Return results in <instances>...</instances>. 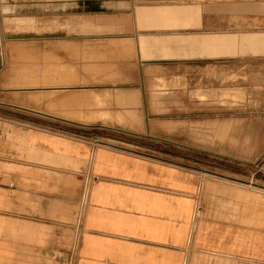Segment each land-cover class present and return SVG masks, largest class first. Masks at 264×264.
<instances>
[{"label": "crops", "instance_id": "0c3cea01", "mask_svg": "<svg viewBox=\"0 0 264 264\" xmlns=\"http://www.w3.org/2000/svg\"><path fill=\"white\" fill-rule=\"evenodd\" d=\"M2 40L31 86L20 104L0 85V264H264V196L206 181L192 201L176 176L195 171L76 128L163 108L161 81L179 94L226 60L264 68V0H0ZM72 91L101 94L106 123Z\"/></svg>", "mask_w": 264, "mask_h": 264}, {"label": "rangeland", "instance_id": "374dc122", "mask_svg": "<svg viewBox=\"0 0 264 264\" xmlns=\"http://www.w3.org/2000/svg\"><path fill=\"white\" fill-rule=\"evenodd\" d=\"M6 37L23 38L24 35ZM3 44L4 40L0 46V73L3 75L0 85L17 89L19 92L14 97L18 103L24 104L26 93L20 91H25L31 85L18 84L22 79L17 77L22 76L20 69L25 66V45L7 47L8 44ZM36 63L39 64L33 61V64ZM31 64L29 61V66ZM206 77L203 78V83L200 79H192V87L183 79L182 86H174L181 89L179 94L171 93V86L163 87L164 90L167 89V93L160 95L163 108L140 110L141 114L133 110L121 119L118 115H111L113 120L110 118L109 122L119 125L76 128L93 134L96 144L148 155L195 171L196 174L177 173L176 176L177 186L186 185L189 189L179 190L178 194L189 196L192 201H196V192L200 188L199 201H205L206 189L203 186L206 181L225 183L219 185V188L227 194L239 193L241 190L237 188L240 187L250 192L245 193L246 197H263L264 68L254 69L248 63L234 64L232 60H226L223 72L210 70ZM92 105L98 110L93 114V120L106 123L104 117L110 113L101 110L104 105L102 101L92 102ZM75 106L64 104L67 118L82 121V113L89 114L93 111L82 107L76 109ZM229 120L235 121L237 125L241 123L240 127L228 132L225 138L219 136L213 124ZM92 170L93 172L86 174L89 195L95 173L94 168ZM237 207L241 210L242 204L238 203Z\"/></svg>", "mask_w": 264, "mask_h": 264}, {"label": "bare ground", "instance_id": "6f19581e", "mask_svg": "<svg viewBox=\"0 0 264 264\" xmlns=\"http://www.w3.org/2000/svg\"><path fill=\"white\" fill-rule=\"evenodd\" d=\"M123 42V41H122ZM113 43V42H112ZM116 43V42H115ZM110 44V43H109ZM114 44V43H113ZM113 44L111 45V46H113ZM119 44V43H118ZM117 44V45H118ZM128 44V43H127ZM110 45H108V46H110ZM124 46V45H123ZM129 46L130 45H128V48H129ZM115 47H117V46H115ZM114 47V49L113 50H117V48H115ZM120 47V46H119ZM118 47V48H119ZM133 47V46H132ZM109 48V47H108ZM107 48V49H108ZM113 48V47H112ZM122 49V48H121ZM109 50V49H108ZM112 50V51H113ZM116 50H115V53H116ZM127 50V49H126ZM135 51V50H134ZM109 52L111 53V50H109ZM113 53H114V51H113ZM114 53V54H115ZM119 53V52H118ZM151 69V71L154 69H152V68H150ZM156 70V69H155ZM150 71V70H149ZM158 70H156L155 71V73L157 72ZM159 72H161V71H159ZM158 73V72H157ZM152 74V73H151ZM167 79V78H166ZM156 82V81H155ZM167 82V81H166ZM166 82H164V81H161L160 82V84L158 85V86H160V87H165V86H167V83ZM169 83V82H168ZM66 90V89H65ZM105 97L106 98H108V94H105ZM65 98H66V100H69V101H71V100H74V101H82V100H84V102L85 103H90V101L91 102H100V101H102V96H101V94H99L97 91H91V92H87V93H80V94H78V93H75V94H66L65 95ZM131 99H134V97H132L131 96ZM90 100V101H89ZM118 114V113H117ZM122 116V117H121ZM124 116L123 115H120V113H119V116H118V118H123ZM140 122V121H139ZM217 123V124H216ZM215 124H213V125H215L216 126V129L218 130V133H219V136H223L224 138L227 136V133L228 132H230L231 130H233L234 128H237V127H240V125H237V123L235 122V121H224V122H221V121H217ZM139 125H140V123H139ZM163 126V125H162ZM162 128V127H161ZM204 176V175H203ZM204 177H208V175H206V176H204ZM211 178V177H210ZM223 180V179H222ZM231 182V181H230ZM228 183V182H227ZM236 183V182H235ZM231 184V183H230ZM236 185V184H235ZM238 186V185H237ZM239 187V186H238ZM245 188V187H244ZM246 189V188H245ZM248 190H250V189H248ZM203 192V191H202ZM264 192V191H263ZM200 194H201V188L196 192V197H197V199H196V201H199V196H200Z\"/></svg>", "mask_w": 264, "mask_h": 264}]
</instances>
